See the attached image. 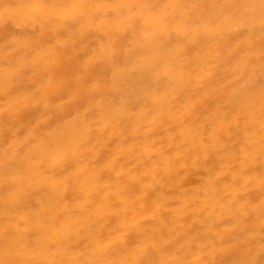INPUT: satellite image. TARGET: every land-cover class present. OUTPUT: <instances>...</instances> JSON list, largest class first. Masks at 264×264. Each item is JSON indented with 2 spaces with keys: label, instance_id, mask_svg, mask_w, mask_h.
<instances>
[{
  "label": "bare ground",
  "instance_id": "6f19581e",
  "mask_svg": "<svg viewBox=\"0 0 264 264\" xmlns=\"http://www.w3.org/2000/svg\"><path fill=\"white\" fill-rule=\"evenodd\" d=\"M132 59L143 62L135 76ZM130 76L140 94L125 104L121 90ZM63 98L62 127L46 104ZM68 148L75 151L72 164L82 170L85 187L92 185L86 172L93 169V186L107 179L120 201L131 192L140 232L150 224L146 218H170L161 223L175 228L168 237L151 227L159 253L146 264H166V245L179 242V234L189 237L171 264L203 260L207 244L212 256L201 264H220L218 250L228 264H264V0H0V207L8 208L14 230L29 234L33 219L20 196L18 160L25 184H31V174L56 185L69 173L60 167ZM137 152L152 161L128 172ZM98 159L106 161L105 169L96 165ZM196 165L205 170L206 183L188 190V169ZM129 175L137 179L131 183L136 188L125 180ZM53 196L40 201L44 209L57 202L61 213L52 220L66 247L75 243L65 227L75 198L68 203L71 195ZM114 208L107 207L111 214ZM129 217L122 220L130 223ZM192 223L199 228L194 237ZM9 227L0 220V236L8 237ZM148 236L143 232L139 246ZM13 241L31 243L22 235ZM59 251L56 261L68 264ZM8 255L10 245L0 242V258Z\"/></svg>",
  "mask_w": 264,
  "mask_h": 264
},
{
  "label": "rangeland",
  "instance_id": "374dc122",
  "mask_svg": "<svg viewBox=\"0 0 264 264\" xmlns=\"http://www.w3.org/2000/svg\"><path fill=\"white\" fill-rule=\"evenodd\" d=\"M4 45H5L6 49H9V50H11V47L13 46L12 44H10V42H4ZM140 54H142V56H143L142 52H140ZM143 58H146V57L143 56L142 59ZM132 61L134 62V64H133V62H131V63L133 66L132 67L133 70H135L133 72V75L135 76L136 72L141 70L140 66H142L143 62L139 66L140 61L137 63L138 65L135 64L136 61H134V59H132ZM135 66H136V68H135ZM126 85H127V87H126ZM122 86H123V89L121 90V92H122L121 94L124 97L123 101L126 102L125 104L130 103V102L133 104L134 103L133 100L138 98V96L140 94L138 82L135 80V78L130 76V78H128L124 82V85H122ZM128 87H129V89H128ZM127 91H128V93H127ZM124 94H125V96H124ZM51 101L52 102L46 104V107L50 111V114L52 113L50 116H55L56 121H58V124L63 127L64 121L66 120L62 116V104L64 103V98L60 101H57V100H51ZM68 101H70V99H69V97L66 96L65 97V103ZM48 105H49V107H48ZM127 107H128L127 111H129V113L134 112V109H132L133 108L132 105L128 104ZM40 115L44 118L43 114H40ZM60 118H63V120ZM167 118L171 119L170 116ZM170 119H167V120L169 121ZM50 132H51V130H50ZM131 152L135 153L133 151H131ZM65 153H66L67 159H66L65 163L63 162L64 163L63 165H60L61 170L64 168L68 169V167H69L70 169L68 171L70 174H71V172H75V171L76 172L74 173L75 174L74 176H70L69 173H66V175L62 179L58 180L59 184L57 181L54 180L57 183L56 185L53 181L48 182L47 179L39 180L38 178H36L37 176L34 177L31 174L28 175V177L31 179V184L30 185L25 184V178H23L24 177V171H25V168L23 166L24 164L21 163L22 161L20 159L18 160L20 167H18L17 165L16 166L18 167L17 172L19 174V179H20L19 187H22V189L19 188V190H21L20 196H22V200H23L22 202L24 203L23 207L24 206L27 207V209H25V207H24V209L29 210L30 212L32 211L31 212L32 213L31 219L32 218L33 219L30 221V225L32 228H31V231H29V234H26V232H24V231L20 232L16 229L14 230V228H15L13 226L14 222H12L11 216L8 215L7 211L5 210L8 208L7 207L4 208L2 206L0 207V211L2 214V217L0 219L1 222H4V223L6 222V224H8L10 226L9 232L7 233L8 237L6 235L0 236V242L5 244V245L6 244L10 245V249L12 251L11 258L9 255L6 256L5 258L7 260L14 259V260H11V262L13 264H23V263H25V264H33V263L34 264H37V263L41 264L42 262H40L41 260H40L39 255H41V256L45 255V256H47L46 262H48L49 264H60L59 263L60 260L56 261V259L58 258L56 255L57 250H60L59 254L65 255V257L64 256L63 257L66 260L68 259L67 260V261H69L68 264H71V263L75 264V261H76V264H79L81 262V260H84V262L82 264H91L90 261L92 260V258L96 260L94 262V264H146L147 258L155 257L156 252H158V251L156 250L157 248L154 247V245H156L159 240L154 235L152 237V235H151L152 233H151L150 229H151V227H156L157 230L161 231V233L166 234V237H168L170 231L175 229V228L169 227V230H168L167 228L162 226L161 223L162 222L166 223L167 221L170 220V218L167 217L166 215L163 216V214H158L156 216V219H154L152 221H150L149 219L146 218V221L148 223L150 222V224L145 229H143V230H145L143 232H145V234L148 233L149 236L147 237L146 242H144L143 245L141 243V246H139L140 245V243H139L140 237L143 235V232H140L137 229V223L134 222L136 215H137L136 209H137L138 205L136 204L135 200H133V201L130 200L132 197L131 192L127 191L126 194L124 195V196H127V198L126 199L122 198V201H120L118 198V195L116 194L117 190H113V188H110V189L108 188V187H111L113 185H109L107 183V179H103L101 182H98L99 185L97 187L93 186V184H94L93 182H95L94 176H96L93 169H91V172H86V177L88 175V178H86V179L90 180L92 182V185H88L85 187V185H83L82 181L80 180L81 178H83L82 170L78 169L76 166L74 168V166L72 164L74 161L73 156L75 155L74 149H72V148L65 149ZM144 157H145V155L142 152H137L132 157V159L129 161V163H127V165H126L128 167V172L133 170L138 164L141 166L142 163H145L144 162L145 160L152 161L151 155L149 156L148 159H144ZM48 159H49L48 163L51 164L52 166L56 167V164L58 162L55 160V158L53 156H49ZM117 159H118V155L113 153L112 154V160H117ZM46 164L47 163L44 164L45 166L43 168V171L47 170ZM96 165H100L102 167V169H105L106 168L105 167L106 161L104 159H98ZM232 166H234V165H232ZM142 167H143V165H142ZM57 168L59 170V167H57ZM86 170H88V168L84 169V171H86ZM188 170L190 171L189 172L190 180L186 183L187 184L185 186L186 189L189 190V188H190V190H193L194 187L196 188V187L205 185L206 180L204 179V173H203L205 170L203 169V167L201 165H196L193 169H188ZM78 175H79V177H78ZM229 175L231 177V173H229ZM103 176H105V175H103ZM191 177H192V179H191ZM33 178L34 179L36 178V180L38 182L35 181ZM101 178L102 177H100V179ZM163 178L166 179V182H168V180H167L168 178H166L165 174H163ZM151 179H152L151 182H153L154 179L153 178H151ZM32 180H34V181H32ZM125 180H128L127 182H128V184H130V186H132L133 188H136L135 186H133L131 184L133 182H137V179L134 176L129 175ZM97 181H99V179ZM21 182H22V184H21ZM189 182H190V184H189ZM53 183H54V185H53ZM41 184H42V186H41ZM36 186H38V188H36ZM52 186L55 188H53ZM29 187H31V188H29ZM56 187H57V189H56ZM192 187H193V189H192ZM81 188H84L85 191L79 193ZM41 189L42 190L45 189L47 191H45V190L42 191ZM50 191H52V192H50ZM53 194L55 195V197L60 196V195L63 196L65 194L71 195L72 197L70 198V200H68V203H71L72 199L75 198L72 201V207H70V209L68 211H66V218H69L72 220V222L65 220L66 226L65 225L64 226L65 227L68 226V229L70 232V233H67L66 237H71L70 240H73L75 238L74 244H76V242L78 243L79 239H80L84 243L83 248H85V250L82 249L81 247H78L77 244H76L77 247L74 244H69V246L64 247V243L66 245L68 243V241L66 240L64 242V239H65L63 237L64 233L62 234V232L61 233L59 232L61 228H58L54 224V221L52 220L53 217H55L56 215L61 213V211L58 210L57 202H56V204L55 203L52 204V202H53V200H52V202H50L49 204H50V206L51 205H53V206L52 207L49 206V209H46V208H48L47 205L42 204V202L40 201L41 197H45V196L48 198L49 197L54 198ZM201 194L205 197L203 191H200V195ZM31 196H33V197H31ZM28 198H29V200H28ZM34 199H36L35 201L37 203H39L38 205H36L37 203L34 204V202H35V201H33ZM109 205L111 207L115 206V208L113 209L114 213H112V214H111V210L107 209V207ZM32 206H34V207L32 208ZM35 206H38V208L37 207L35 208ZM44 206L46 207L45 208L46 210L43 208ZM28 207H30L31 210ZM54 207L56 208V211H54V209H55ZM33 209L36 210V212ZM48 210L50 211L49 213H48ZM166 210H167V212L165 211L166 213L171 214V212H168L169 209H166ZM40 212L42 215L40 214ZM36 213L38 214V216ZM127 214L130 215V217H129L130 221L132 220L130 223H127L126 221L122 220L123 219L122 217L123 216L126 217ZM50 215H52V216H50ZM162 217H163V219H162ZM42 218H43V221H42ZM46 219H50V220L47 221ZM33 220L36 223L38 222L36 228L34 225L35 222H32ZM44 224H46V225H44ZM56 228H57V230H56ZM181 229H183V228H181V227L178 228L179 231H181ZM197 229H199V228H197L196 225L194 226L193 223L190 225V233H191L190 237H194V235L197 233L196 232ZM51 230H53V231H51ZM179 231L177 234H179ZM40 232H41V234H40ZM52 233L55 235H53ZM37 234H39V235H37ZM57 234H59V235H57ZM21 235L28 238V241L31 243L29 245L28 244H22L21 245L18 241H16V242L13 241L14 238H18ZM179 235L182 237L181 238L182 240L180 239L181 242L179 241L180 244H178L179 242L177 241L176 243L172 244L171 246L166 245V250H165V252H163V254L165 255L164 258H166L165 259L166 264H171L172 262H175V259H174L175 254L177 255V253L179 251V247L182 246L184 244V242L186 241V239L189 237V236H184L183 234H179ZM29 236H31V238ZM49 236H50V238H49ZM60 237H61V239H60ZM6 239L11 240V242L10 241L6 242L5 241ZM61 240H62V242H60ZM141 241L143 242V240H141ZM49 243L50 244L53 243L54 246L52 244L50 245ZM69 243H71V242H69ZM146 243L147 244L149 243V245H148L149 247L146 246L147 245ZM32 244L34 247L32 246ZM20 245L22 247H18ZM42 245H43V247H42ZM207 245H209V246H207ZM207 245H206L207 247L204 248L205 252H203L204 255H207V256L204 257L203 260H199V258H195V260H194L195 264H201V263L205 262V260L207 262L208 258H211L212 248L210 247V244H207ZM46 246H48V247H46ZM60 246H62V247H60ZM30 247H32V248L30 249ZM139 247H140V249L137 250V248H139ZM143 247L145 249H143ZM38 249H40V251ZM50 249H51V251H50ZM66 249H68V250H66ZM132 249H134L138 252L140 251L141 253L137 254L139 256H137V255L134 256V254L131 252ZM185 249L187 250V247ZM33 250L36 252H34ZM18 251H20V252H18ZM15 252H16V254H15ZM50 252H52V254ZM151 253H152V256H150ZM217 253H219V255H217V256H219V258L216 261H218V263L220 262V264H228L227 260L229 257L223 256V254H222V252H220V250H218ZM66 255L69 258H67ZM83 255H85L86 257H83ZM13 256H14V258H12ZM185 256H186V254H185ZM71 257L74 259H72ZM5 258L1 257L0 260H4ZM49 258H52V259L49 260ZM82 258H85V259H82ZM17 261H19V262H17ZM50 262H54V263H50Z\"/></svg>",
  "mask_w": 264,
  "mask_h": 264
}]
</instances>
